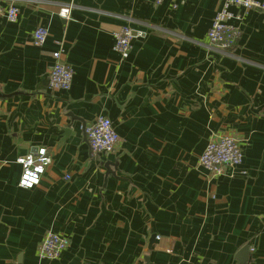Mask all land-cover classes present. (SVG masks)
Segmentation results:
<instances>
[{
	"label": "crops",
	"instance_id": "1",
	"mask_svg": "<svg viewBox=\"0 0 264 264\" xmlns=\"http://www.w3.org/2000/svg\"><path fill=\"white\" fill-rule=\"evenodd\" d=\"M221 7L0 0V264H264V13L232 6L239 36L223 50L207 40ZM125 25L134 37L123 58L114 33ZM57 50L74 69L68 91L49 87ZM100 115L121 142L97 157L85 127ZM228 132L243 162L212 176L199 158ZM42 146L52 163L41 183L19 187L17 159ZM47 231L70 239L54 259L37 254Z\"/></svg>",
	"mask_w": 264,
	"mask_h": 264
},
{
	"label": "built area",
	"instance_id": "2",
	"mask_svg": "<svg viewBox=\"0 0 264 264\" xmlns=\"http://www.w3.org/2000/svg\"><path fill=\"white\" fill-rule=\"evenodd\" d=\"M163 0H155L161 3ZM73 3H65L59 11L63 18H70ZM174 7L177 4L173 5ZM232 6L245 9H258L264 13L263 0H222V7L216 12L212 25L208 30L207 40L211 45L223 50H229L237 42L239 27L233 24V19H240L231 11ZM20 9L17 5H11L7 10V18L10 21L18 19ZM48 29L38 26L33 32V42L36 46H42L48 37ZM134 30L125 25L114 33V49L123 58L128 57ZM63 50L53 53L54 64L49 75V87L53 91H68L71 88L74 69L63 61ZM91 152L94 156H107L118 151L121 138L117 133L113 122L107 116L100 115L95 121L85 127ZM243 149L239 138L234 133H223L211 138L199 158L200 165L212 176L221 177L227 174L228 167H237L243 162ZM22 167V173L18 182L19 187L32 189L41 183L48 166L52 163V157L46 147H36L26 155L17 159ZM70 175H65V179ZM157 247L172 251L173 244L162 235H157ZM70 239L54 231H47L40 242L37 254L41 259H54L68 248Z\"/></svg>",
	"mask_w": 264,
	"mask_h": 264
},
{
	"label": "water",
	"instance_id": "3",
	"mask_svg": "<svg viewBox=\"0 0 264 264\" xmlns=\"http://www.w3.org/2000/svg\"><path fill=\"white\" fill-rule=\"evenodd\" d=\"M110 164H112V163L111 162H107L106 163V167L108 168V172H110V169H109L110 168V166H109Z\"/></svg>",
	"mask_w": 264,
	"mask_h": 264
}]
</instances>
